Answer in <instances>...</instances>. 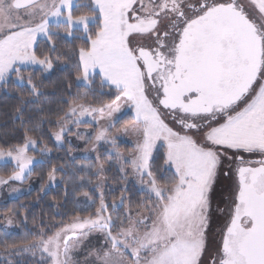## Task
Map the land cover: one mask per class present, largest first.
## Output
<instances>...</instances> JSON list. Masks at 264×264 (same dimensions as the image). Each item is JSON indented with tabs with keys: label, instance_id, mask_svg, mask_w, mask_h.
I'll use <instances>...</instances> for the list:
<instances>
[{
	"label": "snow or ice",
	"instance_id": "snow-or-ice-1",
	"mask_svg": "<svg viewBox=\"0 0 264 264\" xmlns=\"http://www.w3.org/2000/svg\"><path fill=\"white\" fill-rule=\"evenodd\" d=\"M68 38L81 43L65 49ZM61 61L74 75L68 99L32 107ZM74 82L84 86L75 95ZM0 88L15 93L23 132L0 144L14 165L0 185L45 163L29 154L52 151L45 136L56 146L74 136L96 154L64 180L65 195L77 182L96 194L78 192L86 203L66 220L34 217L38 230L19 238L5 227L0 264L26 254L35 264H264V0H0ZM65 167L47 170L42 192ZM112 169L125 187L109 204ZM221 173L234 177L226 208L214 204ZM24 209L0 203V218L13 226Z\"/></svg>",
	"mask_w": 264,
	"mask_h": 264
},
{
	"label": "trees",
	"instance_id": "trees-1",
	"mask_svg": "<svg viewBox=\"0 0 264 264\" xmlns=\"http://www.w3.org/2000/svg\"><path fill=\"white\" fill-rule=\"evenodd\" d=\"M83 0H79L78 4H83ZM86 3V2H85ZM82 10V9H81ZM81 41L79 39H71L68 38L62 41V46L65 49L72 48ZM59 68H63L61 71ZM72 79L74 81V75H72V66L69 62L65 64L63 61L60 62L58 69L53 70L49 74H44L42 77V87L41 92L43 95L40 97V100H34L32 103V107L44 103L46 107H50L53 111H55L60 106V101L62 99H68L67 95V87L68 80ZM100 82L96 80L94 87L99 90ZM84 86L77 85L75 82L71 88V92L75 95L78 91H83ZM107 91V89H105ZM17 105V99L15 93L4 88H0V144L5 143H15L20 137H22V129H17V125L19 123L18 120L15 119L14 116V108ZM49 125H45L44 129L47 132ZM83 127V126H82ZM14 129H16L14 131ZM74 131V130H73ZM73 138L74 136L66 137L67 141L62 146H56L55 141L52 140L49 136H45L43 144H47L48 147L52 148L50 153H44L41 155L39 147L34 151H31V155H35L37 159H43L45 161L44 164L37 166L33 170V174L30 177H27L23 182V185H30L31 188L17 197H13L12 199L2 201V204L8 207H17L21 204L25 206L23 210L27 214V220H25V216L21 215L18 217L16 224L13 225L15 231L20 234V237L27 234L37 231L33 224V218L35 217L37 220L43 218L45 223H52L53 215H56V220L60 219H68L71 215H74V205L79 206L82 199H85L82 195H77L80 191H89L92 194H96V190L92 185H87L85 188L81 189L79 187V182H77L76 190H73V185L70 183L67 188V194L65 195V186L64 180L68 178H75L80 175L79 172L74 174L73 168L76 165L81 163H88L89 160H85L83 156H81L78 149H75L73 146ZM43 144L40 147H43ZM71 147L73 149L72 155H68V149ZM75 150V151H74ZM90 158V157H89ZM92 162H94L95 158H90ZM162 159H158L156 161L157 164H160ZM66 165V167L58 172L57 174V182L56 186L53 187L51 184L42 192L41 184L44 183L47 176V170L52 167V165ZM111 174V177L109 176ZM106 175L109 177L107 184L105 185V194L106 199L109 204H111L114 198H118L121 194V189L125 187V183L119 185V181L116 178L115 180L112 178L113 170H109ZM115 176V175H113ZM63 177V178H62ZM131 178L127 179V187L130 190V194L133 199H139L140 193L135 191L136 182ZM53 197H57L61 200V204L63 205L60 208L54 207ZM221 198L215 196V201L221 202ZM6 259V258H4ZM19 261V264H35V260L29 254L24 257H15L13 258ZM0 260H3L0 258Z\"/></svg>",
	"mask_w": 264,
	"mask_h": 264
},
{
	"label": "rangeland",
	"instance_id": "rangeland-1",
	"mask_svg": "<svg viewBox=\"0 0 264 264\" xmlns=\"http://www.w3.org/2000/svg\"><path fill=\"white\" fill-rule=\"evenodd\" d=\"M79 0H75L76 3H78ZM87 2V0H83L82 3ZM99 81V78L97 77V79ZM100 82V81H99ZM127 119V117H125V120ZM125 120H121L120 123H124ZM119 126V125H118ZM74 131H76L75 128H73ZM79 131L81 133H89L91 130L90 129H86L84 127H81L79 129ZM73 146L75 149L79 150V153H81L80 155L85 157L86 155L90 158H95V153L94 152H87L85 153L84 149L86 147V144L84 141L78 140L76 138H73ZM108 146L106 145H101L100 146V151L103 153L104 151H106ZM120 147L121 149H124L126 147V145L124 143H120ZM75 151V150H74ZM162 151V150H161ZM31 152V151H30ZM31 155V153H29ZM162 164V162L160 163ZM159 165V164H158ZM14 168L13 163L10 160H0V175H7L10 174L12 169ZM113 170V176L112 178L115 180L116 178L119 181V185H122V181L120 180L119 175L116 173V171L114 169ZM111 177V174L109 175ZM128 178H131L133 181H135L134 177L129 176ZM132 181V182H133ZM136 182V181H135ZM233 182H234V177L231 176H226L223 173H221L217 186H216V195L217 197L221 198V202L219 203L220 208H226V206L229 203V199H230V195L232 192V188H233ZM12 188H17L19 189V191L16 192H12L11 189ZM31 188L30 185H23V182H10L8 185H0V203H2V201H6L9 199H12L13 197H17L21 194H24V192L28 191ZM86 203L85 199H82V201L79 203V206H83ZM217 203L216 201H214V204ZM224 223V218L222 216H218V217H214L213 219V223H212V227L209 231V242L210 244L214 242L215 240V234L218 230L219 227H221ZM5 227H7V230L9 232H11L15 237L19 238L20 234L15 231V228H13V226H6L3 222H2V218H0V231L4 230ZM95 239L93 240V243H95ZM27 255V254H26ZM30 255V254H29ZM31 256V255H30ZM32 257V256H31ZM1 259H4L5 257L0 255ZM81 259L83 258V256L81 255L80 257ZM36 259H39V257L37 256Z\"/></svg>",
	"mask_w": 264,
	"mask_h": 264
}]
</instances>
